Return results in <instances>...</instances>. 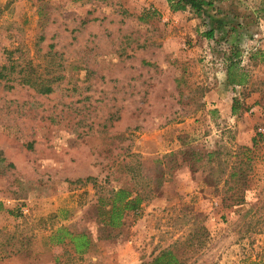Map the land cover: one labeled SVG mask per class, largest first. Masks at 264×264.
I'll return each mask as SVG.
<instances>
[{
    "label": "rangeland",
    "instance_id": "374dc122",
    "mask_svg": "<svg viewBox=\"0 0 264 264\" xmlns=\"http://www.w3.org/2000/svg\"><path fill=\"white\" fill-rule=\"evenodd\" d=\"M213 2L241 36L166 0H0V67L27 70L0 79V264H147L176 241L181 264H264V0ZM234 45L241 85L226 82ZM224 161L244 192L213 184ZM120 187L151 199L111 230L97 197ZM185 213L199 241L175 227ZM61 227L89 251L56 244Z\"/></svg>",
    "mask_w": 264,
    "mask_h": 264
},
{
    "label": "trees",
    "instance_id": "16d2710c",
    "mask_svg": "<svg viewBox=\"0 0 264 264\" xmlns=\"http://www.w3.org/2000/svg\"><path fill=\"white\" fill-rule=\"evenodd\" d=\"M169 10L171 13L178 12H186L190 11L196 17H206L210 22L214 23L217 26L219 32H222L223 36L226 35V29L229 27L231 32L236 33L241 36L242 26L240 23L236 21L235 17L232 19L228 17H222L220 19L216 18L219 14V11L214 7L213 0H166ZM211 11H215V14H210ZM260 17L264 21V5L260 9ZM212 26L206 34L205 37L208 39L214 38L215 26ZM241 57L240 49L234 45L232 47V51L230 56L226 58V82L228 85H241L244 81V77L242 74L235 75V72L239 66ZM17 63L11 62L9 66H1L0 67V79H8V75H12L13 73H17L21 75L23 71H27L26 68L20 69L16 71ZM6 73H9L8 75ZM31 77L22 78L20 82L24 85H28L31 88H34L39 94L47 95L52 92V87L44 82L36 83L29 80ZM237 100H233V104L231 106L232 115H236L238 111ZM262 140H264V134L258 135ZM256 140L253 139V144ZM182 152L180 150L171 152L170 154L164 156L166 159H169V164L171 166L168 168L171 171L174 167H179L181 163H178V157ZM220 152H211L208 154L209 158L213 156L219 157ZM243 156L246 157L244 153ZM220 166V170H219ZM226 162H219L218 169L216 173L217 177L213 178V184L217 185L218 183L222 184V189L232 190L234 189H242L244 186V180H246V176L244 174V170L240 167L235 170V168H231L230 172L226 171ZM211 169V168H210ZM212 174L214 172L212 171ZM88 180V179H87ZM234 186H230V184ZM103 192V191H102ZM244 192V190H243ZM106 195L100 194L97 197L96 209H97V217L99 221L104 225L110 228L111 230H115L120 228L123 225V219L129 212L136 213L140 208L141 204L145 201L150 200V197H143L141 193L135 192L132 188L129 187H120L118 189H110L108 190ZM225 201V200H224ZM245 203L244 193H241L240 197H235L231 204L228 206H239ZM259 209V207H257ZM198 219L189 214H184L175 222L176 228H181L183 226H190L194 228V233L192 235H188L184 238L187 241H199L201 236L206 233V229L204 227H197ZM58 234L56 236V244H63L65 239L69 241L74 253L79 256H83L86 254L91 248V239L85 233L73 234L66 231L64 228H59L57 230ZM63 232V233H61ZM54 239V237H53ZM180 241H176L172 244V246L162 249L156 254L150 262L147 264H181L180 259L175 253V249L180 245ZM2 243H0V246ZM20 254V250H16L15 252H8L2 258L6 259L11 255Z\"/></svg>",
    "mask_w": 264,
    "mask_h": 264
}]
</instances>
